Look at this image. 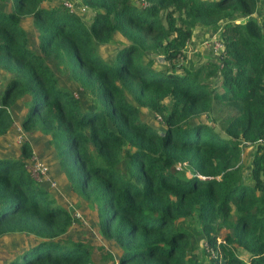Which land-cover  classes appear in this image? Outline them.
Returning <instances> with one entry per match:
<instances>
[{
  "label": "trees",
  "instance_id": "trees-1",
  "mask_svg": "<svg viewBox=\"0 0 264 264\" xmlns=\"http://www.w3.org/2000/svg\"><path fill=\"white\" fill-rule=\"evenodd\" d=\"M79 1L0 0V237L34 238L0 264H264V0ZM197 27L221 47L186 66ZM14 122L65 195L3 150Z\"/></svg>",
  "mask_w": 264,
  "mask_h": 264
},
{
  "label": "rangeland",
  "instance_id": "rangeland-1",
  "mask_svg": "<svg viewBox=\"0 0 264 264\" xmlns=\"http://www.w3.org/2000/svg\"><path fill=\"white\" fill-rule=\"evenodd\" d=\"M72 2H74V5L72 6H74L75 11H77L82 17H84L85 21L87 22L89 20V16H88L89 10L87 9V7L82 5L79 0H74ZM139 3L142 4L143 1H139ZM260 5L263 6L262 3H258L257 7H259ZM193 35L195 36V40L194 41L190 40L185 45V46H189L192 50H193L195 41L197 39L196 36L198 35V33L195 31ZM185 49L186 48H184V50ZM208 51L209 49L206 51V48H203L201 50V54L209 53ZM211 51H212L211 55H214L217 53L216 50L211 49ZM191 58H193L194 60H199L201 56L199 55L197 57H188V59H191ZM2 82H3V77L0 75V86L2 85ZM76 94L78 97L80 96L79 92H77ZM12 126L10 128L9 133L7 134V138L2 139L3 141L1 140V143L3 144V146L5 145L3 150L6 152L8 150V152L11 154L14 153L12 154L14 156V155H17L19 152L18 144L20 142L17 140L18 137L16 138V133H15L16 129L15 127H12ZM38 137L40 139L38 132H32L29 134H26V132L22 133V138H26L30 142V144H33L32 149H33L34 155L35 156L37 155V157L38 156L42 157V159L43 160L45 159L44 161H46L45 155L49 153V150L48 151L46 150V152H44V155H43V151H41L40 148L45 145L42 144L41 142H38ZM48 166H49V161H48ZM48 176L50 180L46 182H52L50 186L53 188L54 192L55 191L61 192L65 195V185H62L60 177L56 176L53 178L49 171H48ZM262 178L264 179V176ZM70 198L71 197L68 196L67 200L68 202H70V205H71L72 202L70 201ZM65 205H67V202H65ZM70 205H67V206H70ZM76 211L79 213L78 218L80 219L81 222H74L69 227L68 229L69 237L82 239L84 242H91L95 246L94 248L95 254H99L101 251L104 252L106 250V246H103V249L101 250L96 248V245L101 244V241H100L99 235L96 233V231H94L93 227L89 226V224L87 223L88 221L87 216H84L79 210H76ZM178 225L180 228L182 229L184 228L189 231V237L192 239L194 243L192 246V251L193 253H195V255H197V257H199V259H202L203 255L201 254L200 246L197 245L196 243L199 240L198 235L195 232L197 229L199 230L196 220L194 221L190 219H184L180 221ZM33 242H34V238L32 235L12 234V235H6V236L0 237V262L4 260L7 256H12L16 251H18L19 249L25 248L26 246L30 245Z\"/></svg>",
  "mask_w": 264,
  "mask_h": 264
},
{
  "label": "crops",
  "instance_id": "crops-1",
  "mask_svg": "<svg viewBox=\"0 0 264 264\" xmlns=\"http://www.w3.org/2000/svg\"><path fill=\"white\" fill-rule=\"evenodd\" d=\"M68 1H70V0H68ZM72 1H74V0H72ZM72 1H70V3H71V6L72 5H74V2H72ZM72 9L73 10H75L74 9V6H72ZM218 29V27H213V28H211V29H209V31H207L206 29H203V28H199V27H197V28H195L194 30H193V32H192V34H191V37H190V40H195V36L193 35L194 34V32L196 31L197 33H198V35L196 36L197 37V39H196V41H195V44H194V47H193V50L189 47V46H184V48H186L185 50L183 49V52H184V55H185V58H184V60H185V65L187 66L188 65V63H190V62H192V61H194V62H199V61H201V60H203L204 59V57H206V56H214V55H211V49H212V45H211V42L209 41V39L213 36V37H216V35H217V30ZM200 34V35H199ZM189 40V41H190ZM203 48H206V51L209 49V53H206V54H201V50L203 49ZM213 50V49H212ZM201 56V58L199 59V60H194L193 58H191V59H188V57H197V56ZM188 61V62H187ZM0 75L2 76V72L0 71ZM3 83V82H2ZM1 87V86H0ZM78 91L76 90V89H73V93L77 96V93ZM13 126L12 127H15V133H16V138H17V136H18V127H19V124L17 123V122H14L13 124H12ZM19 141V140H18ZM20 142V141H19ZM46 150L47 149H44L43 150V155H44V151L46 152ZM244 152H243V154L246 156V155H248V153L249 154H251L252 153V151H253V147L252 148H250V146L249 145H246L245 144V146H244V150H243ZM41 152V151H40ZM47 155V156H46ZM45 155V157L47 158L49 155L48 154H46ZM60 195H62L63 193H61V192H58ZM197 231V230H196ZM195 231V232H196Z\"/></svg>",
  "mask_w": 264,
  "mask_h": 264
},
{
  "label": "built area",
  "instance_id": "built-area-1",
  "mask_svg": "<svg viewBox=\"0 0 264 264\" xmlns=\"http://www.w3.org/2000/svg\"><path fill=\"white\" fill-rule=\"evenodd\" d=\"M62 2L66 5H68L71 9H72V6H71V3L70 1L68 0H62ZM209 41L211 42V45H212V49L213 50H216V52L218 53L219 50H220V47H221V42L218 38L216 37H211L209 39ZM18 138L17 140H21L22 138V131L20 129V127H18ZM26 168L27 170L29 171L30 175L36 179L37 181H49L50 178L48 176V166L47 164L39 159L37 157V155L35 156L34 153L31 155V157L29 158L27 164H26ZM49 185L52 184V182H48ZM203 245H206L205 242H203ZM207 247V246H206Z\"/></svg>",
  "mask_w": 264,
  "mask_h": 264
},
{
  "label": "water",
  "instance_id": "water-1",
  "mask_svg": "<svg viewBox=\"0 0 264 264\" xmlns=\"http://www.w3.org/2000/svg\"><path fill=\"white\" fill-rule=\"evenodd\" d=\"M155 58H156L158 61H163V56H162V55H156Z\"/></svg>",
  "mask_w": 264,
  "mask_h": 264
},
{
  "label": "clouds",
  "instance_id": "clouds-1",
  "mask_svg": "<svg viewBox=\"0 0 264 264\" xmlns=\"http://www.w3.org/2000/svg\"><path fill=\"white\" fill-rule=\"evenodd\" d=\"M74 94V93H73ZM75 95V94H74ZM76 96V95H75Z\"/></svg>",
  "mask_w": 264,
  "mask_h": 264
}]
</instances>
